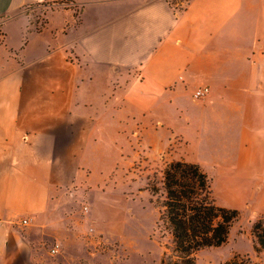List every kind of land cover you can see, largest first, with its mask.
<instances>
[{"label":"crops","instance_id":"1","mask_svg":"<svg viewBox=\"0 0 264 264\" xmlns=\"http://www.w3.org/2000/svg\"><path fill=\"white\" fill-rule=\"evenodd\" d=\"M65 1L36 23L44 0H0V264H86L92 223L125 237L138 179L89 186L121 160L223 159L192 164L264 213V0Z\"/></svg>","mask_w":264,"mask_h":264},{"label":"rangeland","instance_id":"2","mask_svg":"<svg viewBox=\"0 0 264 264\" xmlns=\"http://www.w3.org/2000/svg\"><path fill=\"white\" fill-rule=\"evenodd\" d=\"M184 2L185 0L174 1L177 5L179 4V7ZM62 6L66 7V4L62 0H47L40 6L28 8H33L32 12L28 13V15H30L32 18L30 20L33 22L41 23L45 20L44 15L47 9ZM77 7L73 6L72 8L75 13L78 12ZM174 150L176 149L174 148ZM172 160L174 159L172 158ZM175 160L178 159L175 158ZM185 160L190 163L201 164L207 172L212 171L211 173H213L214 170L212 168L219 166V162L223 159L202 158L191 153ZM119 162L117 161V164ZM170 162L165 161V163H160L159 166L154 167L156 169L151 173L150 171L152 170L148 169L146 163L143 164L140 159L139 163L135 164L131 170L133 171L132 175L130 174L131 172L125 173L127 172L124 168L125 162L121 160L120 164L110 173L103 175L93 174L90 176L89 186L94 192L104 191L108 194L114 191L120 193L119 190L124 189L126 186L131 187V185H134V181H136L135 177L138 179L137 183L140 187L136 189V186H133V194L136 196V199L133 198L135 203L133 202L134 204L129 206L130 215L124 223L125 237H116L114 231H108L106 234H103V237H98V235L94 234L95 229L93 227L99 225L97 223H92L93 225L95 224L94 226L92 224L87 225V230L91 229L89 237L91 239L90 249L92 253L89 254L88 259L84 258L86 264H158V259L164 253L169 252L167 245L169 244L170 236L160 233L157 228L160 215L158 203L161 201V197L150 196L147 189L153 184L159 188L157 181L160 172ZM244 206L237 209L241 212L242 218L232 228L227 243L219 248L206 249L191 254L196 264H223L236 255L249 256L252 259L259 257L253 252L249 228L251 222L257 216L264 213H261V209L251 204L247 208Z\"/></svg>","mask_w":264,"mask_h":264},{"label":"trees","instance_id":"3","mask_svg":"<svg viewBox=\"0 0 264 264\" xmlns=\"http://www.w3.org/2000/svg\"><path fill=\"white\" fill-rule=\"evenodd\" d=\"M62 1L66 5L76 3ZM188 1L177 5V15L185 10ZM159 177V188L153 184L147 189L150 196L161 197L157 228L170 236L169 252L158 259V264H196L191 254L224 246L232 228L240 222L241 212L216 198L209 176L196 164L174 159ZM249 235L253 252L259 257L236 255L223 264H264V214L251 222Z\"/></svg>","mask_w":264,"mask_h":264},{"label":"built area","instance_id":"4","mask_svg":"<svg viewBox=\"0 0 264 264\" xmlns=\"http://www.w3.org/2000/svg\"><path fill=\"white\" fill-rule=\"evenodd\" d=\"M208 94H209V88L208 87H199L193 92V98L194 99H201ZM83 210H84V212H87L88 209H87V207H84ZM21 224H22V226H27V225H29V221L23 220L21 222ZM59 248H60L59 244H57V243L54 244L50 250V253L52 255H55L58 252Z\"/></svg>","mask_w":264,"mask_h":264}]
</instances>
